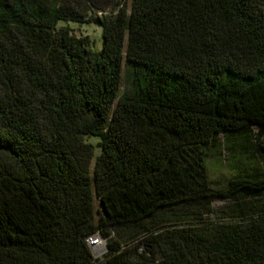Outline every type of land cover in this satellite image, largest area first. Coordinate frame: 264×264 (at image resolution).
<instances>
[{"label": "trees", "instance_id": "1", "mask_svg": "<svg viewBox=\"0 0 264 264\" xmlns=\"http://www.w3.org/2000/svg\"><path fill=\"white\" fill-rule=\"evenodd\" d=\"M0 264H264V0H0Z\"/></svg>", "mask_w": 264, "mask_h": 264}, {"label": "rangeland", "instance_id": "2", "mask_svg": "<svg viewBox=\"0 0 264 264\" xmlns=\"http://www.w3.org/2000/svg\"><path fill=\"white\" fill-rule=\"evenodd\" d=\"M59 26H66L70 29V33L75 35L76 37H87L93 46L95 51H99L101 48V38L100 33L101 30L98 26L92 23H85L81 25L77 24H66L60 23ZM220 143H223V136H219ZM91 143H95L96 140L89 139ZM222 147V146H221ZM229 156L228 152L224 149H220V153L208 160L207 162V171L208 178L214 187H224L227 183V180L231 177L232 172L228 167L227 157ZM96 205V201H95ZM231 205L230 201H214L211 204V209L213 210V214L208 215L207 218L215 219L218 216H224L222 211L227 210V207ZM106 251L101 252L97 256L98 259H101Z\"/></svg>", "mask_w": 264, "mask_h": 264}, {"label": "built area", "instance_id": "3", "mask_svg": "<svg viewBox=\"0 0 264 264\" xmlns=\"http://www.w3.org/2000/svg\"><path fill=\"white\" fill-rule=\"evenodd\" d=\"M86 243L89 246L94 257L101 252L106 251V240L98 234H95L94 236L88 238L86 240Z\"/></svg>", "mask_w": 264, "mask_h": 264}]
</instances>
